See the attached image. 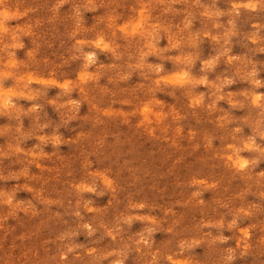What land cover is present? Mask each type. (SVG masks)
Segmentation results:
<instances>
[{
  "label": "rangeland",
  "instance_id": "1",
  "mask_svg": "<svg viewBox=\"0 0 264 264\" xmlns=\"http://www.w3.org/2000/svg\"><path fill=\"white\" fill-rule=\"evenodd\" d=\"M0 264H264V0H0Z\"/></svg>",
  "mask_w": 264,
  "mask_h": 264
},
{
  "label": "bare ground",
  "instance_id": "2",
  "mask_svg": "<svg viewBox=\"0 0 264 264\" xmlns=\"http://www.w3.org/2000/svg\"><path fill=\"white\" fill-rule=\"evenodd\" d=\"M246 161V160H245ZM241 163V162H240ZM242 167V166H241ZM79 217V216H78ZM68 220V219H67ZM125 231V230H124Z\"/></svg>",
  "mask_w": 264,
  "mask_h": 264
}]
</instances>
